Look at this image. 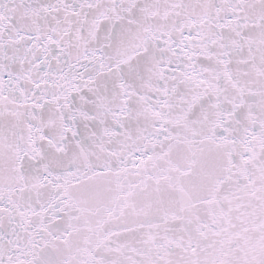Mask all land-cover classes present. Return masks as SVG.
<instances>
[{
	"label": "snow or ice",
	"instance_id": "obj_1",
	"mask_svg": "<svg viewBox=\"0 0 264 264\" xmlns=\"http://www.w3.org/2000/svg\"><path fill=\"white\" fill-rule=\"evenodd\" d=\"M0 264H264V0H0Z\"/></svg>",
	"mask_w": 264,
	"mask_h": 264
}]
</instances>
